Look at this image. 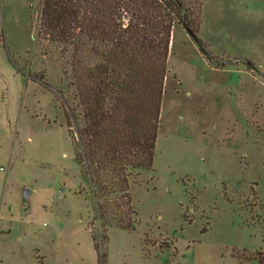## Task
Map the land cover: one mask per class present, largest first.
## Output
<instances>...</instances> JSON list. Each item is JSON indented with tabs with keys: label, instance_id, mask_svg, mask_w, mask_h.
Here are the masks:
<instances>
[{
	"label": "rangeland",
	"instance_id": "obj_1",
	"mask_svg": "<svg viewBox=\"0 0 264 264\" xmlns=\"http://www.w3.org/2000/svg\"><path fill=\"white\" fill-rule=\"evenodd\" d=\"M200 1L199 37L214 60L231 61L210 63L173 25L153 167L132 183L136 221L105 230L65 122L71 66L64 73L55 44L37 34L41 0H0V264H257L264 0ZM6 47L51 86L18 71Z\"/></svg>",
	"mask_w": 264,
	"mask_h": 264
},
{
	"label": "trees",
	"instance_id": "obj_2",
	"mask_svg": "<svg viewBox=\"0 0 264 264\" xmlns=\"http://www.w3.org/2000/svg\"><path fill=\"white\" fill-rule=\"evenodd\" d=\"M201 6L200 0H41L37 34L55 44L64 73L71 66L65 122L74 125L75 160L105 230L131 229L136 221L132 183L153 167L173 25L210 63L231 61L214 60L199 37ZM6 52L18 71L51 86L45 70L24 73ZM253 257L264 264L263 250Z\"/></svg>",
	"mask_w": 264,
	"mask_h": 264
},
{
	"label": "water",
	"instance_id": "obj_3",
	"mask_svg": "<svg viewBox=\"0 0 264 264\" xmlns=\"http://www.w3.org/2000/svg\"><path fill=\"white\" fill-rule=\"evenodd\" d=\"M31 195H32V190L28 186L24 185L21 190V196H22V205L25 209L28 208Z\"/></svg>",
	"mask_w": 264,
	"mask_h": 264
},
{
	"label": "crops",
	"instance_id": "obj_4",
	"mask_svg": "<svg viewBox=\"0 0 264 264\" xmlns=\"http://www.w3.org/2000/svg\"><path fill=\"white\" fill-rule=\"evenodd\" d=\"M171 45H172V36H171V42H170V47H171Z\"/></svg>",
	"mask_w": 264,
	"mask_h": 264
}]
</instances>
